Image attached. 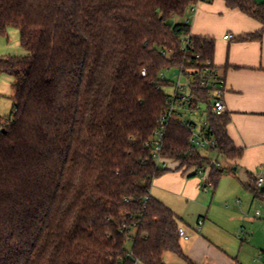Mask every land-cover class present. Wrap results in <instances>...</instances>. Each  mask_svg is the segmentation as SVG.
I'll return each instance as SVG.
<instances>
[{
	"label": "trees",
	"instance_id": "trees-1",
	"mask_svg": "<svg viewBox=\"0 0 264 264\" xmlns=\"http://www.w3.org/2000/svg\"><path fill=\"white\" fill-rule=\"evenodd\" d=\"M213 1L0 0V35L17 29L28 53L0 59V74L15 80L0 132V264H165L167 253L192 264L181 218L151 195L172 171L152 151L172 85L161 75L214 61V40L191 36L183 50L190 24L172 19ZM224 1L262 24L248 37L261 39L264 3ZM187 77L190 105H206L217 153L240 160L230 116L214 115L199 75ZM195 127L171 118L161 158L183 174L210 167L205 187L216 189L227 170L190 143Z\"/></svg>",
	"mask_w": 264,
	"mask_h": 264
},
{
	"label": "crops",
	"instance_id": "crops-1",
	"mask_svg": "<svg viewBox=\"0 0 264 264\" xmlns=\"http://www.w3.org/2000/svg\"><path fill=\"white\" fill-rule=\"evenodd\" d=\"M253 1L264 3V0ZM181 20L182 23L189 22L190 36L215 42L213 64L221 70L226 82L224 101L226 114L231 119L227 126V135L234 146L242 150V158L238 161H229L214 152L222 160L215 162L220 163L221 168L238 172L243 187L250 191V177L254 178L256 173L264 168V34L261 39L248 37L260 33L263 26L241 11L229 9L224 0L200 3L194 12ZM174 76L178 77L176 73ZM208 160L214 161L212 157ZM163 167L172 171L156 180L154 184L164 183L169 190H177L178 194L189 197L200 192L201 184L196 178H200L201 183L205 185L206 177H196L194 170L183 174L175 171L178 168L177 163L169 161H164ZM181 226L184 227L183 223ZM209 226L214 227L212 223L207 225V237L198 240L195 246L219 247L213 241L214 231ZM220 251L226 264H235L231 262L228 253Z\"/></svg>",
	"mask_w": 264,
	"mask_h": 264
},
{
	"label": "rangeland",
	"instance_id": "rangeland-1",
	"mask_svg": "<svg viewBox=\"0 0 264 264\" xmlns=\"http://www.w3.org/2000/svg\"><path fill=\"white\" fill-rule=\"evenodd\" d=\"M172 23H182V20L174 18ZM26 55L28 53L21 47L20 33L17 29L10 28L6 35H0V59ZM164 74L175 84L186 85L188 82L184 77L179 80L170 70L165 71ZM14 83L13 77L0 74V127L2 121L13 112ZM175 88L176 86L167 87L164 91L167 95L173 96ZM199 107L200 111L196 113L186 110L183 117L185 122L195 123L197 131L203 126L206 109L205 105ZM211 152L208 149L201 150L202 155L222 162L216 153ZM259 174H264V168L257 172L256 176ZM196 179L201 184L200 192L192 197L182 196L177 190H169L164 183H155L151 190L155 198L182 219L185 230L191 235L189 242L182 240L181 243L185 255L192 264H226L222 260L220 250L228 253L231 262L235 264H264V202L255 200L253 194L243 187L239 173L230 169H227L216 189L207 187L205 190L200 178ZM257 212H260L259 216ZM199 219L205 221L201 230L196 229ZM210 223L214 225L209 228L214 231L217 242L212 239L220 248L195 246L198 240L207 237L205 228ZM164 262L189 264L172 253L165 254Z\"/></svg>",
	"mask_w": 264,
	"mask_h": 264
},
{
	"label": "built area",
	"instance_id": "built-area-1",
	"mask_svg": "<svg viewBox=\"0 0 264 264\" xmlns=\"http://www.w3.org/2000/svg\"><path fill=\"white\" fill-rule=\"evenodd\" d=\"M195 9H193L191 12H194ZM228 39V37H226ZM191 43V36H185L182 39L181 46L183 50H187V48L190 46ZM164 55H169L170 51L163 52ZM196 60L200 58L199 55H196ZM173 73L175 71H178V78H186L187 79V84L182 85V84H175L172 82L169 78L166 77V75L163 73L161 75L162 80H167L171 82V86H176L175 88V94L173 96H169V110L166 115L162 117L160 120V130L156 132V140L153 143V151H152V156L154 160L159 164L160 166L163 167V162L164 160L161 158V151H162V140L165 136V127L167 122L171 118H178L184 123H193V122H185L183 120L184 113L186 110L191 111V113H196L200 111V105L196 108L191 107L190 102H191V90H192V82L191 80L187 77V75L193 77L195 74L199 75L200 78V84L201 87L208 92V97H209V104L211 107V111L214 115L216 116H221L223 114H226V106H225V101H224V96H225V91H226V82L223 77V74L219 68H217L212 62H204L202 67L200 69H184L181 67L180 69L176 70H170ZM143 76L146 75L145 72L142 73ZM170 86V87H171ZM205 105V104H201ZM206 106V105H205ZM206 110L204 111V123L203 126L201 127L200 131L193 129V134L190 139V143L201 152L202 149H208L212 152H216V142L214 138H209L207 131H208V123L206 121ZM2 131V127H0V132ZM218 154V153H217ZM210 166H218L221 167L220 163L211 161L210 160ZM210 167H206V169H199L195 168L194 171L197 173L198 176L201 178H207L206 174L208 173V169ZM255 181V187L257 190L261 191V189L264 187V175H258L254 177ZM260 215V212H257V216ZM203 224L202 220H199L196 226L197 230H201V226ZM179 237L181 240L189 242L191 237L189 233L185 230L184 227H180L178 231Z\"/></svg>",
	"mask_w": 264,
	"mask_h": 264
},
{
	"label": "water",
	"instance_id": "water-1",
	"mask_svg": "<svg viewBox=\"0 0 264 264\" xmlns=\"http://www.w3.org/2000/svg\"><path fill=\"white\" fill-rule=\"evenodd\" d=\"M175 73L178 74V71H175ZM262 190H263V192H264V188H263Z\"/></svg>",
	"mask_w": 264,
	"mask_h": 264
}]
</instances>
